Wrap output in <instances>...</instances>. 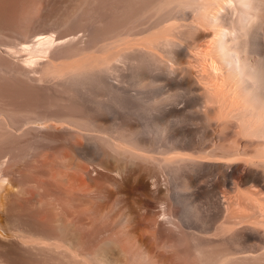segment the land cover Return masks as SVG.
Wrapping results in <instances>:
<instances>
[{"label":"bare ground","instance_id":"bare-ground-1","mask_svg":"<svg viewBox=\"0 0 264 264\" xmlns=\"http://www.w3.org/2000/svg\"><path fill=\"white\" fill-rule=\"evenodd\" d=\"M0 264H264V0H0Z\"/></svg>","mask_w":264,"mask_h":264},{"label":"rangeland","instance_id":"rangeland-1","mask_svg":"<svg viewBox=\"0 0 264 264\" xmlns=\"http://www.w3.org/2000/svg\"><path fill=\"white\" fill-rule=\"evenodd\" d=\"M186 16H189L188 14H185ZM185 16V19L187 20L188 17Z\"/></svg>","mask_w":264,"mask_h":264}]
</instances>
